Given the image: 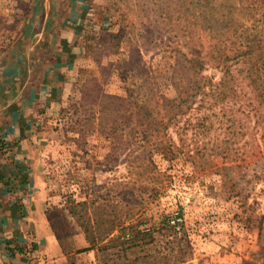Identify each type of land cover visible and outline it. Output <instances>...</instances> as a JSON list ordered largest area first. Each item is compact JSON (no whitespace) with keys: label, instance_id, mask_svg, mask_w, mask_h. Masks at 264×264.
I'll return each instance as SVG.
<instances>
[{"label":"rangeland","instance_id":"1","mask_svg":"<svg viewBox=\"0 0 264 264\" xmlns=\"http://www.w3.org/2000/svg\"><path fill=\"white\" fill-rule=\"evenodd\" d=\"M30 6L0 0V54L19 39ZM89 6L85 51L43 150L57 234L83 235L103 264L116 259L117 246L101 249L112 225L138 216L150 224L181 208L183 239L157 234L128 258L264 263V0H89ZM221 13L231 16L224 27ZM215 43L262 50L251 60L229 50L224 100L217 94L223 63L213 59ZM181 52L205 59L201 74L213 90L195 95L175 125H153L149 116L148 125H137L134 114L123 115L120 108L128 113L137 100L142 114L151 108L160 117L181 83ZM253 62L263 67L255 81L247 75ZM168 141L172 158L163 152Z\"/></svg>","mask_w":264,"mask_h":264},{"label":"crops","instance_id":"2","mask_svg":"<svg viewBox=\"0 0 264 264\" xmlns=\"http://www.w3.org/2000/svg\"><path fill=\"white\" fill-rule=\"evenodd\" d=\"M19 39L0 54V264H97L81 234L49 217L43 150L85 46L89 0H30Z\"/></svg>","mask_w":264,"mask_h":264},{"label":"trees","instance_id":"3","mask_svg":"<svg viewBox=\"0 0 264 264\" xmlns=\"http://www.w3.org/2000/svg\"><path fill=\"white\" fill-rule=\"evenodd\" d=\"M221 17L217 20L220 24L226 26L225 22L228 20L227 18L231 19V16L226 15L225 13H221ZM225 15V16H224ZM203 17V16H201ZM227 17V18H226ZM206 23L208 28H213L212 23V16L206 18ZM225 39V38H224ZM225 41V40H224ZM232 49H226L225 46H220L219 44L215 43L214 45V55L213 59L217 61H222V75L220 80L218 81L217 85H219V89L217 91L218 99L224 100L228 93L227 81L228 76L232 74L229 66L226 63V59L229 57V52L236 51V55H247L249 60H251L256 54L261 55L262 50L258 49L256 52L251 47H246L242 49L241 47H237L232 51ZM183 56V67H182V76H179V81L175 85V93L171 97H167L163 104V111L158 118V111L156 113L153 112V109L146 108V113L142 114V111L138 109V101L136 99L135 103H132L131 108L127 113V108H120L123 112V115H128L132 118L134 114V119L137 122V125H148V123H153V125H175L178 123L180 119V115L184 113L185 109L188 107L192 99L195 95L199 93H208L206 88L209 90H213L212 86L209 85L210 81L205 79V76L201 74L202 70L205 68L206 61L202 57L197 55H188L184 52H181ZM254 65V66H253ZM262 70L263 67L259 66L258 64H251L248 70V76L250 80L255 81V79H260V69ZM261 79L263 77L261 76ZM254 85V83H251ZM109 98L112 99H121L125 100V97H121L119 95H107ZM147 116L150 117L148 123H144L147 119ZM124 120V119H123ZM131 119L126 120L125 122H129ZM164 155L168 156V158H172L175 156V151L173 149V144L168 141L166 145H164ZM115 231V233H114ZM157 234H161L163 236H172L174 239H183L185 237L186 231L184 230V219H183V212L182 209L179 208L176 213L169 214H160L157 219H154L153 222L150 224L141 218V216L132 219L128 223H118L117 225L110 227L107 232V243L101 245V249L106 250L109 246H117L115 255L116 259L107 258L103 259V264H136L140 257L135 256L134 259L130 260L128 258V251L135 252L136 249H143L146 245L154 243L157 238ZM91 247V243H88L87 246L78 249V251H85ZM111 260V261H110ZM172 264H177L179 261L183 259L179 257H175L173 259L168 258ZM139 264V263H137ZM251 264H264L263 261L260 263H251Z\"/></svg>","mask_w":264,"mask_h":264}]
</instances>
